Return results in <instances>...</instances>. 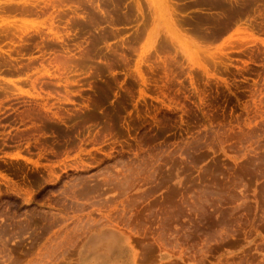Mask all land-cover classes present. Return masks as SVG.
<instances>
[{
    "label": "rangeland",
    "instance_id": "1",
    "mask_svg": "<svg viewBox=\"0 0 264 264\" xmlns=\"http://www.w3.org/2000/svg\"><path fill=\"white\" fill-rule=\"evenodd\" d=\"M0 264H264V0H0Z\"/></svg>",
    "mask_w": 264,
    "mask_h": 264
}]
</instances>
